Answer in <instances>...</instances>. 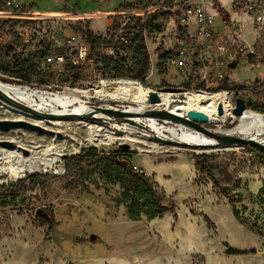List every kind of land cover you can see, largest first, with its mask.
<instances>
[{
    "label": "rangeland",
    "instance_id": "1",
    "mask_svg": "<svg viewBox=\"0 0 264 264\" xmlns=\"http://www.w3.org/2000/svg\"><path fill=\"white\" fill-rule=\"evenodd\" d=\"M5 1L0 0V12L6 15L0 20V82L16 80L8 69V52L1 46V40L7 39L24 52L23 59L29 60L32 73L28 86L45 87L48 89L39 90L53 93L106 87H94L99 77L95 63L81 69L72 87L63 82L67 68L59 73L57 69L42 67L46 49L64 34H74L80 42H87L85 32L100 35L102 22L97 21L94 25L98 29L90 30L91 18L81 16L80 9L102 12L105 8L87 4L95 0H15L10 6ZM219 1L216 7L220 20L236 21L228 4ZM20 3L21 7L17 6ZM260 4L264 11V2ZM176 24L173 17L160 16L149 26L146 48L149 69L150 60L171 47ZM25 31L33 33L34 42L22 49L20 40ZM244 40L248 54L239 58L222 86L227 87L231 99V114L235 100L241 99L246 111L264 117V26L259 32H247ZM155 48L158 49L153 52ZM135 59L133 49L132 66L126 65L122 70L115 67V71L109 67L104 70V77L115 75V79L129 80L126 74L134 69ZM152 70V76L145 80L146 87L158 84ZM117 71L123 76L116 77ZM172 82L169 79L168 85L172 86ZM97 101L133 106L119 100ZM185 103V98L178 102ZM91 104L101 105L96 101ZM4 120L35 126L27 118L19 120L18 115L9 113L0 104V121ZM61 121L59 129L52 128L50 120H46L45 126L36 125L59 134L58 137L31 129L0 132V154L2 150L16 149L1 144L9 143L30 153L34 144L46 149L52 138L60 154L57 163L46 171L12 179L1 175L0 264H264L263 152L244 146L199 148L157 144L155 149L142 143L132 146L122 128L113 131L122 140L95 147L87 143L88 129L77 124L90 123L108 129L113 124L72 118ZM236 124L237 117H226L219 125L210 123L202 127L214 131ZM258 140L264 142V136ZM120 145H128L129 149L122 151ZM118 152L128 169L145 175L156 186L163 204L173 205L172 212L153 220L128 217L130 199H125L114 176L105 178L102 162L104 156ZM196 155L208 157L212 178L196 169L193 162ZM2 165L5 163L0 161ZM229 200L234 201L238 220L232 214ZM91 235L96 236L94 242L89 241Z\"/></svg>",
    "mask_w": 264,
    "mask_h": 264
},
{
    "label": "built area",
    "instance_id": "2",
    "mask_svg": "<svg viewBox=\"0 0 264 264\" xmlns=\"http://www.w3.org/2000/svg\"><path fill=\"white\" fill-rule=\"evenodd\" d=\"M223 1L228 4L231 13L237 17L236 21L228 22L225 20L223 22L220 20V11L216 7V4L220 2L219 0H145L128 5L120 9L110 26L102 29L98 36L99 41L95 44L80 42L74 34H64L55 40L54 46L46 49V53L42 57V67L57 69L61 73L63 68L72 67L81 71V69L95 63L99 67V77L94 87L105 85L109 90L117 82L128 78L104 77L106 66L115 61L124 67L126 65L132 66V48L139 39L143 40L147 48L148 28L154 24V22L150 24L151 20L154 17L170 16L177 23L173 42L164 53L156 54L154 61L150 60V69L148 63L144 83L149 76H152V69L154 68L158 84L154 87H148L147 105L142 110H165L161 106L158 107L160 101L154 105L149 104L150 93H155L159 97V92H169L177 95L180 99L192 92L219 90L218 93L228 94V90L222 91V85L226 82L227 73L232 70L230 65L235 64L236 66L239 58L248 54V47L244 40L245 34L247 32H259L264 26V11L262 4H260L264 0ZM14 3L15 0L5 1L6 6ZM17 6L21 7V3ZM4 16L6 15L0 12V20L5 18ZM33 42V33L25 31L20 40L21 48L25 49L31 46ZM1 46L8 52L9 62L15 63L24 60V52L13 47L9 40L2 39ZM157 49L155 48L153 52H156ZM158 68L162 70V73L159 72ZM169 79L173 80L172 86L168 85ZM131 81L145 86L139 81ZM9 85L49 92L39 90L48 89L45 87ZM164 89H172V91H165ZM63 92L65 90L55 93ZM95 101L101 105L91 104ZM117 103L119 102L90 100L86 106L89 108V113H93L91 107L123 111L124 107H128L115 105ZM185 114L182 117H185ZM94 121L107 123L103 120ZM133 170L137 171L136 168Z\"/></svg>",
    "mask_w": 264,
    "mask_h": 264
},
{
    "label": "bare ground",
    "instance_id": "3",
    "mask_svg": "<svg viewBox=\"0 0 264 264\" xmlns=\"http://www.w3.org/2000/svg\"><path fill=\"white\" fill-rule=\"evenodd\" d=\"M148 89V87L131 80H121L109 90L104 87L100 90L75 89L67 90L68 92L51 94L50 92L36 91L27 87L21 88L0 82V90L3 93L29 108L55 116L77 115L79 117L76 119L81 120L82 116L89 113V108L86 106L84 99H109L129 102L132 103L133 106L124 107V111L132 114L140 113L143 111L142 108L147 105ZM159 97L160 104H158V107L161 106L165 110L178 116H183L188 111L198 112L206 117L208 124L212 123L216 125L223 123L226 117L234 119L230 112L231 99L226 93L212 94L206 92H192L186 94L185 104H178L180 98L169 92H159ZM0 104L9 113L18 115L19 120L27 118L33 121L35 126H45L46 120L44 119L35 118L5 104ZM218 106L222 108V116L224 111L223 117L217 114ZM94 117L100 118L102 116L96 113ZM129 119L140 125H146L156 136L162 139L172 140L190 146L214 144L213 140L206 138L197 131L187 129L181 125L167 127L164 126L165 124H159L153 119L139 118L137 116H131ZM61 120L62 119H50L51 127L59 129L63 125ZM77 125H84L88 129L89 136L87 143L95 147L122 140L123 138H117L113 132L115 129L122 128L125 130L126 139L131 142L132 146L142 143L144 145L149 144L154 149L157 148V143L150 139L148 134H142L132 128L128 129L126 125L119 126L113 124L111 129L101 125H92L90 123H78ZM215 130L223 135H239L246 139L262 142L258 139L264 136V117L252 111H245L241 116L237 117V124L234 127L230 129L216 128ZM52 139L49 146L44 150L40 146L35 144L32 145L30 147V153L19 147L14 146L10 148L7 144H1L2 147L16 149L1 151L0 161L5 163V165L0 166V177L6 174L9 175L11 179L18 178L27 174L46 171L48 168L53 167L59 160L60 154L57 151L54 138Z\"/></svg>",
    "mask_w": 264,
    "mask_h": 264
},
{
    "label": "trees",
    "instance_id": "4",
    "mask_svg": "<svg viewBox=\"0 0 264 264\" xmlns=\"http://www.w3.org/2000/svg\"><path fill=\"white\" fill-rule=\"evenodd\" d=\"M156 20L154 17L150 24ZM86 41L95 44L99 41L98 36L92 35L90 32H85ZM136 55V61L134 69L131 70L130 74H126L131 80L139 81L144 84V79L148 70L149 57L142 39L134 45L132 51ZM115 67L120 70L124 69L118 61L108 64L106 69ZM8 69L10 73L15 76L18 81H4L8 84L17 85H28L30 83L31 68L29 66V60L24 59L22 61H17L15 63L10 62ZM67 75L63 78V82L72 87L79 78V69L67 67ZM116 77H122L117 71ZM115 78V75L113 76ZM222 91H227V87L223 86ZM121 153L109 154L102 158V162L105 166V178L109 179L114 176V180L119 184L120 188L123 190V196L125 199H130L127 205V215L131 220H137L139 217L143 216L148 220L160 219L166 212L173 211V205L165 206L162 199L156 191V186L143 174L135 173L128 169L125 163L121 160ZM73 159H78L75 157ZM193 162L196 169L201 173L206 175L208 178H212V169L208 163V157L204 155L193 156ZM225 193L224 190L221 191ZM229 204L232 208V214L236 220H238V213L234 206V201L229 200ZM230 254H237L230 251Z\"/></svg>",
    "mask_w": 264,
    "mask_h": 264
},
{
    "label": "water",
    "instance_id": "5",
    "mask_svg": "<svg viewBox=\"0 0 264 264\" xmlns=\"http://www.w3.org/2000/svg\"><path fill=\"white\" fill-rule=\"evenodd\" d=\"M230 68H235V64H231ZM165 91H172V89H164ZM149 104L154 105L159 103V97L155 93H150L148 98ZM0 103L5 104L13 109H16L24 114L33 116L35 118L50 120V119H67L72 118L76 119L79 116L77 115H68V116H55L51 114H45L38 112L32 108L27 107L26 105L20 103L19 101L15 100L14 98L6 95L0 90ZM93 113H88L87 115L82 116V119L94 121V120H103L107 123L119 124V125H126L130 128L136 129L140 132L149 135V138L155 141L157 144H164V145H174V146H189L187 144H180L178 142L172 140H166L159 138L156 136L146 125H140L135 123L134 121L130 120L131 116H137L139 118H146V119H153L156 122H162L164 124H169L172 126L181 125L186 127L187 129H191L193 131H197L200 134L204 135L205 137L213 140L214 144L211 145H195L194 147L205 148V147H231V146H244V147H251L257 149L259 152L264 153V142L254 141L252 139H246L244 137H234L223 135L216 131H208L202 127V125L208 124L206 117L198 112L188 111L185 114V117L178 116L172 113H169L165 110L162 111H150L144 110L140 113H126L123 110H111V109H103L99 107H91ZM246 111V106L241 99L235 100V106L232 110V115L234 117H239ZM100 114L102 118H95L93 114ZM217 114L219 116L222 115V108L218 106ZM15 129H31L38 131L40 133H45L50 135L51 137L59 134H54L53 132H47L43 129H40L37 126L30 125L28 123L22 121H0V132H8ZM8 147H14L12 144L5 143ZM120 150H127L129 149L128 145H120ZM96 240V236L91 235L89 238L90 242H94Z\"/></svg>",
    "mask_w": 264,
    "mask_h": 264
},
{
    "label": "crops",
    "instance_id": "6",
    "mask_svg": "<svg viewBox=\"0 0 264 264\" xmlns=\"http://www.w3.org/2000/svg\"><path fill=\"white\" fill-rule=\"evenodd\" d=\"M145 0H95L92 4L88 2L87 4L96 5L97 7L105 8L104 11L96 12V11H87L80 9V15L91 18L88 22L91 24L90 30L98 29V27L94 25L97 21H101L102 24L99 27V32L101 33L102 29L111 25L115 20V15L119 13L120 9L132 5L135 3L144 2ZM94 26V27H92Z\"/></svg>",
    "mask_w": 264,
    "mask_h": 264
}]
</instances>
